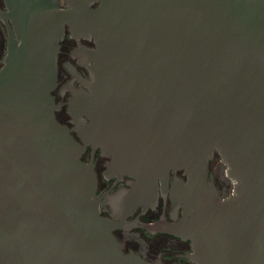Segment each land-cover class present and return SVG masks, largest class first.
<instances>
[{
    "label": "water",
    "instance_id": "95a60500",
    "mask_svg": "<svg viewBox=\"0 0 264 264\" xmlns=\"http://www.w3.org/2000/svg\"><path fill=\"white\" fill-rule=\"evenodd\" d=\"M72 7L29 0L13 21L19 41L9 34L0 68V264H152L125 252L112 233L120 221L100 213L95 147L110 156L108 174L134 178L112 199L127 208L121 221L182 170L169 188L181 217L139 226L189 240L196 264H264V0ZM9 15L17 19L12 6ZM64 22L95 42L84 53L91 92L68 103L92 145L88 162L51 94ZM214 152L226 194L208 176Z\"/></svg>",
    "mask_w": 264,
    "mask_h": 264
},
{
    "label": "flooded vegetation",
    "instance_id": "af4514ba",
    "mask_svg": "<svg viewBox=\"0 0 264 264\" xmlns=\"http://www.w3.org/2000/svg\"><path fill=\"white\" fill-rule=\"evenodd\" d=\"M73 1L56 0V8L59 11L72 9ZM27 5H29V0H0V68L4 65V59L8 51L9 34L12 33L19 41L13 21L20 19V14ZM98 5L99 1H93L88 4V8H96ZM10 6L17 10V19L9 15ZM24 16L26 17V14ZM63 26L64 34L59 40L57 56V84L51 94L55 103L58 104V108L55 110L57 120L66 124L71 129L72 135L84 145L75 130V118L69 112L68 103L74 97V92L76 91L85 96L91 92L88 87L91 75L89 67L84 60V53L86 48H94L95 42L93 37L82 36L75 31H71L67 22H64ZM89 121L88 116L85 114L79 118L82 127ZM84 146L81 159L88 162L92 155V145L88 143ZM109 160L110 156L102 155L99 147L94 148L92 163L97 176V194L101 196L99 202L100 213L120 221L118 226L112 228V233L123 244V250L125 252H134L152 264L156 262H161L162 264H196L189 257L192 252L189 240L166 232H150L139 226V223L142 222H153L159 219L174 221L181 217L182 205L176 206L172 202L169 188L174 175L185 178L182 170H177L175 173L170 171L167 186L158 182L154 200L144 205H138L126 215L124 221H121L119 215L127 208H115V204L112 203L114 200L112 199L117 196L115 194L128 190L134 178L124 175L121 180L117 181L115 175L106 172ZM219 165V155L214 152L213 157L208 162V176L213 178L217 188L226 194L231 184L219 174Z\"/></svg>",
    "mask_w": 264,
    "mask_h": 264
}]
</instances>
